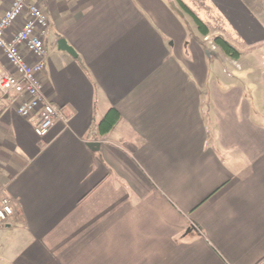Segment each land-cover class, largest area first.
<instances>
[{
	"label": "crops",
	"instance_id": "0c3cea01",
	"mask_svg": "<svg viewBox=\"0 0 264 264\" xmlns=\"http://www.w3.org/2000/svg\"><path fill=\"white\" fill-rule=\"evenodd\" d=\"M180 1L240 58L212 50L176 0H34L62 117L40 138L21 98L4 99L15 213L0 264H264V0ZM0 72L18 76L1 51ZM111 108L119 122L94 137Z\"/></svg>",
	"mask_w": 264,
	"mask_h": 264
},
{
	"label": "built area",
	"instance_id": "2783aa9c",
	"mask_svg": "<svg viewBox=\"0 0 264 264\" xmlns=\"http://www.w3.org/2000/svg\"><path fill=\"white\" fill-rule=\"evenodd\" d=\"M8 2L9 7L0 17V51L18 76L0 72V113L5 97H20L17 114L24 118L34 115L37 118L36 134L44 138L55 119L62 117L61 109L46 98L41 81L47 59L48 17L34 0ZM20 22L21 26L18 25ZM203 41L210 44L212 50L216 49L209 36ZM23 47L27 55L22 52ZM14 213L12 198L6 191H0V223L6 222Z\"/></svg>",
	"mask_w": 264,
	"mask_h": 264
},
{
	"label": "trees",
	"instance_id": "16d2710c",
	"mask_svg": "<svg viewBox=\"0 0 264 264\" xmlns=\"http://www.w3.org/2000/svg\"><path fill=\"white\" fill-rule=\"evenodd\" d=\"M177 6L194 22L198 32L203 36L207 37L210 35L209 27L194 13L192 12L182 1L176 0ZM211 42L215 47L220 50L224 55L238 60L241 56V52L233 46L226 38L221 35H216L210 38ZM119 112L111 108L107 111L104 117L92 127V134L94 137H103L107 135L119 122Z\"/></svg>",
	"mask_w": 264,
	"mask_h": 264
},
{
	"label": "water",
	"instance_id": "95a60500",
	"mask_svg": "<svg viewBox=\"0 0 264 264\" xmlns=\"http://www.w3.org/2000/svg\"><path fill=\"white\" fill-rule=\"evenodd\" d=\"M58 48L59 50L68 52L73 57L77 56L76 51L67 43V41L64 38L58 40ZM88 146L93 150H98L100 148V143L90 142L88 143Z\"/></svg>",
	"mask_w": 264,
	"mask_h": 264
},
{
	"label": "rangeland",
	"instance_id": "374dc122",
	"mask_svg": "<svg viewBox=\"0 0 264 264\" xmlns=\"http://www.w3.org/2000/svg\"><path fill=\"white\" fill-rule=\"evenodd\" d=\"M251 54H255V55H256V54H258V52L256 51V52H254V53H251ZM244 55H246V56H247L248 54L244 53Z\"/></svg>",
	"mask_w": 264,
	"mask_h": 264
}]
</instances>
